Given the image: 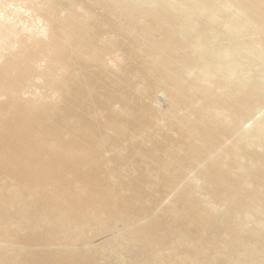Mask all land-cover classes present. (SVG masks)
<instances>
[{
	"label": "bare ground",
	"instance_id": "obj_1",
	"mask_svg": "<svg viewBox=\"0 0 264 264\" xmlns=\"http://www.w3.org/2000/svg\"><path fill=\"white\" fill-rule=\"evenodd\" d=\"M0 264H264V0H0Z\"/></svg>",
	"mask_w": 264,
	"mask_h": 264
},
{
	"label": "rangeland",
	"instance_id": "obj_2",
	"mask_svg": "<svg viewBox=\"0 0 264 264\" xmlns=\"http://www.w3.org/2000/svg\"><path fill=\"white\" fill-rule=\"evenodd\" d=\"M43 124H44V131H43V134H44L46 130V119H44ZM4 184L6 186H11V184L7 182ZM10 191H11L12 200L14 203L16 204L25 203L20 200L21 195L19 197H16V194H14L13 190L11 189ZM49 197L51 198L48 199L47 201L42 202L43 209H40V211H43L44 213L42 219L47 220L48 221L47 224L60 227L61 229H64V230H72V229L78 228L81 225L86 226L87 224H91L93 223V219L98 216L97 214H95V212L100 211V210H105V209H108L106 211L109 212L112 209L111 203L100 196L89 198L90 201L88 203L87 201L86 202L82 200L79 201L77 199V196L68 195L61 191H58L53 196H49ZM10 212H8V214ZM8 214L7 213L4 214L6 215L5 221L10 222L12 218L10 216H7ZM40 221H41V218H40ZM106 222H107L106 217L102 215L101 229L103 230L105 229L104 223ZM85 228L89 229L88 226ZM97 241L100 242V240H97ZM96 243L97 242L95 240V244ZM92 245H93L92 243L87 244V245H82V246L79 245V246H76V248H86ZM30 248L38 249V248H44V247H30ZM50 248H58V247H50ZM107 261H112V257L107 256Z\"/></svg>",
	"mask_w": 264,
	"mask_h": 264
}]
</instances>
